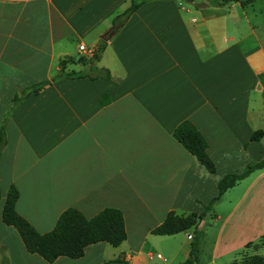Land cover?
Segmentation results:
<instances>
[{
	"label": "crops",
	"instance_id": "0c3cea01",
	"mask_svg": "<svg viewBox=\"0 0 264 264\" xmlns=\"http://www.w3.org/2000/svg\"><path fill=\"white\" fill-rule=\"evenodd\" d=\"M257 1L146 0L121 18L129 0H0V209L13 185L15 210L39 233L69 206L87 218L117 208L126 233L116 247L96 242L78 258L47 262L0 219V264L190 258L189 230H150L169 211L200 214L224 174L264 156V31L250 19ZM101 43L96 60L76 61L85 56L78 45L95 50ZM61 59L73 60L65 70L77 67L85 76L55 77ZM90 65L109 78L91 77ZM184 120L205 140L213 172L173 138ZM256 130L262 135L250 140ZM205 216L211 264L257 240L264 234V169L227 188L199 231Z\"/></svg>",
	"mask_w": 264,
	"mask_h": 264
},
{
	"label": "trees",
	"instance_id": "16d2710c",
	"mask_svg": "<svg viewBox=\"0 0 264 264\" xmlns=\"http://www.w3.org/2000/svg\"><path fill=\"white\" fill-rule=\"evenodd\" d=\"M146 0H129L128 6L122 11L120 17H127L141 3ZM211 4L220 5L230 1L238 2L239 5L245 6L255 0H207ZM103 48V43L99 44L94 50V53L88 56H81L76 61L92 62L97 59ZM68 62H73L72 59H61L58 61V71L55 77H78L85 76L82 71H67L65 65ZM91 71H96L93 78H109V72L105 68L98 69L93 65L89 66ZM54 77V78H55ZM43 82L37 83L30 89H27L13 99L15 105L24 95L30 92H36ZM262 135L261 130H256L251 133L250 140H258ZM173 138L179 142L190 154H192L208 172L214 171V165L208 158L205 152L206 142L188 120L179 123L172 131ZM4 144V130L0 126V150ZM264 169V156L251 163H247L240 171L229 172L224 174L217 182V194L204 206L200 214L188 213L186 215H178L173 211L167 212L164 219L150 232L155 235H171L180 231H185L193 228L196 230V224L202 218L213 202L217 200L222 193L231 187L236 181L242 179L252 171ZM18 193L13 185H10L3 197L0 219L9 226H12L18 233L25 250L29 253L39 255L47 262L53 261L58 256H67L69 258H78L83 254L84 248L92 243L105 242L112 247L118 246L126 237L124 220L119 209L114 207H103L91 217H85L77 208L66 207L56 218L52 228L46 232L39 233L33 226L15 210V202ZM1 198V195H0ZM256 244L264 245V234L259 236L253 242H247L243 249L239 251L238 257L227 264H264V255L247 254L245 252L249 246ZM197 243H191L190 258L182 264H193L196 259Z\"/></svg>",
	"mask_w": 264,
	"mask_h": 264
},
{
	"label": "rangeland",
	"instance_id": "374dc122",
	"mask_svg": "<svg viewBox=\"0 0 264 264\" xmlns=\"http://www.w3.org/2000/svg\"><path fill=\"white\" fill-rule=\"evenodd\" d=\"M181 1L184 3V0H181ZM255 1H257V0H255ZM247 10H248L247 14H252L253 11H251V8L247 7ZM253 10L256 14V18L250 17V19H251V21H256V24L258 25L257 28L259 30V33L262 34L264 31V0H258L257 2H255L254 6H253ZM259 12H261V13H259ZM75 56H78V55L75 54ZM72 69H73L72 71H76L79 68L72 67ZM77 71H81V70H77ZM235 189H237V188H235ZM203 221H205V225L202 227L201 231H198V233L196 231H194L192 227L190 229H188L189 230L188 233H190V235L193 236V239L190 242L186 241V244H187V247H191L192 242L197 243L196 246H197L198 253L196 251L195 256H196V260H197L198 264H211L209 262V259H208L210 245H211V228H210L211 222H210V219L206 216L203 217ZM196 230H198L197 224H196ZM181 237H182L181 235L178 236L179 239H181ZM108 247H111V246H108ZM245 252L247 254L255 253V254L264 255V245L263 244H256V246L251 245V246H249L248 249L245 250ZM237 256L238 255H236V253H233L224 259H220L218 261H215V263H213V264H226L227 262L231 261L232 259L237 258ZM194 263H195V261L193 262V264ZM108 264H128V263L122 262L120 260V261L111 262ZM129 264H162V263L160 262V260H158L156 258L148 259L147 256H144L143 258H139L135 262H132ZM165 264H170V263L168 261H165Z\"/></svg>",
	"mask_w": 264,
	"mask_h": 264
},
{
	"label": "water",
	"instance_id": "95a60500",
	"mask_svg": "<svg viewBox=\"0 0 264 264\" xmlns=\"http://www.w3.org/2000/svg\"><path fill=\"white\" fill-rule=\"evenodd\" d=\"M120 26L119 23L117 24H113L112 26H110L102 35H100V38L103 40V41H107L109 40L113 35L114 33L116 32L117 28Z\"/></svg>",
	"mask_w": 264,
	"mask_h": 264
},
{
	"label": "built area",
	"instance_id": "2783aa9c",
	"mask_svg": "<svg viewBox=\"0 0 264 264\" xmlns=\"http://www.w3.org/2000/svg\"><path fill=\"white\" fill-rule=\"evenodd\" d=\"M78 49L80 51H82L84 55H87V56L88 55L91 56L94 53V49H92V48L87 49V48H85V46L83 44L78 45ZM188 237H190V236L188 235Z\"/></svg>",
	"mask_w": 264,
	"mask_h": 264
}]
</instances>
